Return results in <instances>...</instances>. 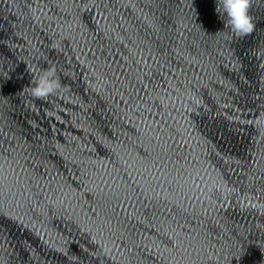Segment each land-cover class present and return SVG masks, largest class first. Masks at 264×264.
Wrapping results in <instances>:
<instances>
[{"label": "clouds", "instance_id": "obj_1", "mask_svg": "<svg viewBox=\"0 0 264 264\" xmlns=\"http://www.w3.org/2000/svg\"><path fill=\"white\" fill-rule=\"evenodd\" d=\"M252 0H217L216 11L221 18L224 26L229 28L237 36H247L254 30L253 18L250 15ZM61 89L60 80L56 74V69L50 67L39 76L35 86L30 88L31 95L36 99H47L49 96L56 95Z\"/></svg>", "mask_w": 264, "mask_h": 264}]
</instances>
